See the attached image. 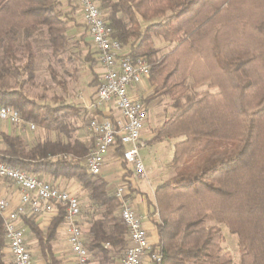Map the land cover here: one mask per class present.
Here are the masks:
<instances>
[{"label":"trees","instance_id":"1","mask_svg":"<svg viewBox=\"0 0 264 264\" xmlns=\"http://www.w3.org/2000/svg\"><path fill=\"white\" fill-rule=\"evenodd\" d=\"M95 1L113 36L148 62L152 90L144 104L164 96L172 109L148 139L174 140V173L148 200L157 215L162 264H264V0ZM66 4L63 12L59 0H0V104L54 135L28 140L0 132V160L49 177L55 186L60 179L77 181L86 198L80 206L86 262L114 264L126 228L105 180L85 166L93 144L91 133H83L86 111L57 94H30L41 61L64 87L62 75L78 82L76 63L90 59V52L81 58L76 49L82 39L67 34L78 5ZM155 38L171 48L160 53ZM208 141L229 142L235 154L209 159L203 153ZM115 152L121 157L122 145ZM64 221V206L45 228L33 216L23 218L44 264H61L52 242ZM219 224L236 236V261L221 247ZM7 253L0 216V264H11Z\"/></svg>","mask_w":264,"mask_h":264},{"label":"built area","instance_id":"2","mask_svg":"<svg viewBox=\"0 0 264 264\" xmlns=\"http://www.w3.org/2000/svg\"><path fill=\"white\" fill-rule=\"evenodd\" d=\"M75 1L103 67L88 107L93 110H101L102 106L113 109L107 114H94L86 123L87 130L93 136V144L85 166L90 173L100 175L104 156L122 145V161L131 166L138 178L146 180L147 168L140 149L147 146L143 130L148 107L142 97L132 93V89L148 79V62L141 56H132L126 46L113 36V29L102 16L95 0ZM0 121L7 122L23 135L36 129L32 122L24 120L18 110L9 104H0ZM3 180L11 181L19 192L18 201L12 204L0 188V216L11 264H34L26 244L27 226L23 218L52 217L59 206L65 209L63 224L75 264H85L87 251L83 226L79 222L81 207L77 195L0 160V183ZM113 194L118 202L120 219L126 228V244L121 252L120 264H162L161 247L148 241L142 217L132 206L126 187L118 185Z\"/></svg>","mask_w":264,"mask_h":264},{"label":"rangeland","instance_id":"3","mask_svg":"<svg viewBox=\"0 0 264 264\" xmlns=\"http://www.w3.org/2000/svg\"><path fill=\"white\" fill-rule=\"evenodd\" d=\"M61 5L60 8L63 12H67L69 9L66 4V0L60 1ZM74 3L76 1L74 0ZM77 4V3H76ZM67 7V9L65 8ZM64 8V9H63ZM73 18L69 19L67 22V34L71 37V41H74L76 39H82L85 41L86 29L84 24L81 23V11L79 6L74 11V14L70 15ZM83 37V38H81ZM82 40H80L79 46L76 48H80V57L82 58L83 52H82ZM154 44L158 49L160 50V53L168 51L172 44L166 43L162 41L160 38L154 39ZM125 47V46H124ZM74 49V48H73ZM87 49H91L89 47V44L87 45ZM78 69L84 71L83 62L78 61L77 63ZM47 66V60H43L38 65L37 70V77H36V83L31 86L30 88V94H40L45 93L48 97L52 96L53 94H57L62 96L66 101L73 102L77 96V92L79 91V81L73 82L69 80L67 76L62 75L64 80L66 81V85L62 87L61 85L54 82L46 69ZM98 85V84H97ZM205 88V85H201L199 89ZM152 90V87L148 84V80L144 81L142 84L138 85L137 87V93L140 97H145L148 93H150ZM149 109H148V118L145 123V133L147 135V139L150 137V132H152V127L156 124L160 123L163 118L165 117L166 113L168 111H171L172 109L169 106V99L167 97L161 96L156 98L155 100L148 103ZM1 126V123H0ZM81 130V129H80ZM77 131L74 134L81 135V131ZM32 138L37 139H43L45 137H53L54 135L49 132H45L41 129H35L31 132ZM149 141V140H148ZM173 139H164L161 141H157L156 145L154 146V143L152 145H147L146 147L140 149V154L142 157V160L144 163H149V168H147V179L143 180L146 182H151L152 187L150 188V193L153 192V188L158 183L168 179L171 177L174 173L173 167L170 166L169 160L171 157V151H172V143ZM206 152V157L209 159H225L233 154H235L234 149L232 148V145L229 142L225 141H208L205 143V148L203 149V153ZM148 172L149 176H148ZM149 177V179H148ZM43 180L52 181L49 177L43 176ZM151 178V179H150ZM47 179V180H46ZM50 180V181H49ZM56 183V182H55ZM53 184V183H51ZM58 186V185H57ZM76 194V193H75ZM77 197L80 201V206L82 207L85 205L86 198L84 194H81L80 192H77ZM85 198V199H84ZM51 218V217H50ZM80 219L83 223L86 224L84 216L81 215ZM46 221V220H45ZM50 219L48 220V222ZM44 220H38L37 224L41 228H45V225H43ZM220 225V224H219ZM223 233V241L221 243V247L223 251H228V253L231 254L233 261H236L238 258V248L236 243V236L233 235L228 231V229L224 225H220ZM26 244L27 247L31 253V257L34 260L37 261V258H39L38 255V247L36 244V241L31 233L26 232ZM35 262V261H34Z\"/></svg>","mask_w":264,"mask_h":264},{"label":"crops","instance_id":"4","mask_svg":"<svg viewBox=\"0 0 264 264\" xmlns=\"http://www.w3.org/2000/svg\"><path fill=\"white\" fill-rule=\"evenodd\" d=\"M80 17H81V23L84 24L82 21V15ZM84 40L85 42H88L89 47L91 49H87L88 44H86L83 41L82 42V47H83L82 57H84L87 52H90V59L81 61L83 62L84 71L78 69V74H79L78 80H80L79 81L80 88H79V91L77 92V96L75 100L73 101V103H75L76 105L82 106V108H84V110L86 111L85 118L82 123L84 125L83 133L88 135V130L87 128H85L88 119L92 117L94 114H99V115L107 114L108 111L109 112L113 111V109H109V107L107 106H102L101 110H93L88 107L92 100L94 90L97 86V84L90 85L89 82L92 78L93 80L97 79V81L99 82L100 74L103 70V67L97 58V52L92 46L89 36L87 35ZM137 87L138 85H136L132 89V93L138 94L136 91ZM147 107L149 109L148 104H147ZM0 123H1L0 132H6V133L18 132V130L15 127H12L7 122L0 121ZM155 126H153L152 129ZM145 128L143 130V133L145 137L148 138L145 133ZM150 133H151L150 134V137H151L153 134V131ZM23 136L28 140L32 138L31 132H28L24 134ZM86 137L88 136L83 135V138H86ZM147 142H148L147 145H152L154 143V146H157L156 145L157 141L149 142L147 139ZM145 165L148 168L150 167L149 163H145ZM149 173L150 172H148V176H149ZM100 176L105 180L107 184L106 189L111 193H113L114 189L118 185H124L126 187L127 192H128V197L131 201L132 206L137 211V213L142 217V224H143V227L145 228L148 241L150 243H157V231L155 227V220L157 218V215L154 212L153 206L149 204L148 202V200L151 198V195H152V193H150V188L152 187L151 182H146L138 178L133 173L131 166L125 163L124 161H122L121 157L118 154H116L114 150L109 151L104 156ZM57 184L59 188L67 189L76 194L77 192H80L81 194H84L85 196V191L82 188V186L73 179H60L57 182ZM0 188L2 192L10 199L12 204L18 201V198H19L18 188L11 181L3 180L0 183ZM49 219L50 217L48 216H39L38 218L35 219V221L37 222L38 220H42V221L44 220L43 225H45L46 227ZM81 223L83 226V231L85 232L87 229V223L86 224L83 222ZM52 245H53L54 252L61 258V264H75L74 255L69 248V244L67 240V232H66V229L63 223L58 227L57 236L55 240L52 242ZM6 252H8L7 249H6ZM120 257L121 255L116 256L114 260V264H120ZM7 261L9 263L11 262V257L9 253H7ZM34 261H35L34 264H44V261L40 257L37 258V261L36 260ZM85 264H98V263L97 261H88Z\"/></svg>","mask_w":264,"mask_h":264}]
</instances>
